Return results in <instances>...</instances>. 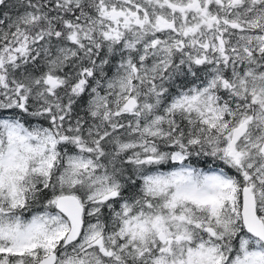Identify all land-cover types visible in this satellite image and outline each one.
<instances>
[{"label": "snow or ice", "instance_id": "obj_1", "mask_svg": "<svg viewBox=\"0 0 264 264\" xmlns=\"http://www.w3.org/2000/svg\"><path fill=\"white\" fill-rule=\"evenodd\" d=\"M0 264H264V0H0Z\"/></svg>", "mask_w": 264, "mask_h": 264}]
</instances>
